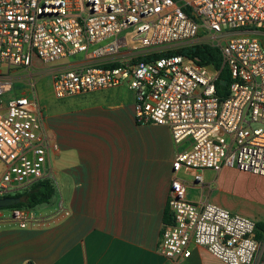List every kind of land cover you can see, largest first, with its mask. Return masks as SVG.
<instances>
[{"label": "built area", "instance_id": "2783aa9c", "mask_svg": "<svg viewBox=\"0 0 264 264\" xmlns=\"http://www.w3.org/2000/svg\"><path fill=\"white\" fill-rule=\"evenodd\" d=\"M131 27L133 45L123 34ZM246 28L264 30V0H0V198L49 177L48 162L58 150L36 94L10 95L12 71L30 75L37 62L82 54L95 63L54 73V97L123 84L134 92L137 122L166 125L175 145L186 142L172 162L171 221L159 253L187 258L193 243L224 264H264L255 221L208 200H188V183L178 176L179 170L225 167L264 176V46L237 33ZM194 44L218 49L221 68L230 72V82L220 85L224 96L216 89L220 69L196 56L139 61ZM191 184L202 186L201 174ZM2 218L21 227L45 221L17 207L0 211Z\"/></svg>", "mask_w": 264, "mask_h": 264}, {"label": "crops", "instance_id": "0c3cea01", "mask_svg": "<svg viewBox=\"0 0 264 264\" xmlns=\"http://www.w3.org/2000/svg\"><path fill=\"white\" fill-rule=\"evenodd\" d=\"M237 33L264 36L258 28ZM88 63L95 62L78 54L43 70L52 78ZM134 98L122 84L43 106V121L58 144L48 175L58 172L60 199L43 212L24 208L44 222L21 227L15 220L0 219V264H224L193 243L187 258L174 261L159 253L162 232L171 221L167 201L172 162L186 142L175 145L166 125L137 122ZM198 173L202 186L191 184ZM178 176L188 183V200H208L249 217L256 223L255 239L264 238V208L251 215L233 207V190L254 191L253 186L229 177L226 168L218 173L179 170Z\"/></svg>", "mask_w": 264, "mask_h": 264}, {"label": "rangeland", "instance_id": "374dc122", "mask_svg": "<svg viewBox=\"0 0 264 264\" xmlns=\"http://www.w3.org/2000/svg\"><path fill=\"white\" fill-rule=\"evenodd\" d=\"M256 29V28H255ZM135 31V28L131 27L123 32V34L127 35L128 40L130 34H132ZM259 40H264V36H258ZM130 45H133L134 42H131L129 40ZM44 66L40 64L39 62L35 64V68L33 70L34 74L28 75L25 70L23 69H15L11 73V77L14 81L13 89L10 92L11 94H28L31 92H34L39 99L42 108L47 103H57V102H64L66 101L65 98H56L54 97L51 89V75L45 74L44 72ZM30 82L34 83V86L31 85ZM123 90H126L125 87H121ZM127 92V91H126ZM85 94V93H84ZM9 95V94H8ZM80 95V94H79ZM76 96V95H74ZM72 97V96H70ZM56 163L58 164L57 160ZM226 173L229 177L238 180L243 183H248L249 186L254 187V191L251 189L246 190H233L232 192V200L234 201V209H236L237 212H248L249 214L252 213V211L256 208L263 209L264 206V196L260 197V189L264 190V176L252 174L249 172H242L236 168L232 167H225ZM50 180L52 181L54 185V194L52 198L49 200L48 203L40 204L36 207H33L32 211H45L50 210L54 208L57 205V202L60 199V189H61V180L59 179V174L57 172V175L52 177V175L49 176ZM27 188V187H26ZM25 188V189H26ZM24 189L18 191L16 194L21 193ZM15 194V195H16ZM11 206L8 207H2L0 208V211L4 214H8L11 211ZM254 215V214H251Z\"/></svg>", "mask_w": 264, "mask_h": 264}, {"label": "trees", "instance_id": "16d2710c", "mask_svg": "<svg viewBox=\"0 0 264 264\" xmlns=\"http://www.w3.org/2000/svg\"><path fill=\"white\" fill-rule=\"evenodd\" d=\"M185 54L192 57H198L199 62L203 65H210L212 68L219 70V78L230 82V72L226 66L222 65V60L218 49L208 44H194L178 49L168 50L166 52L153 53L139 58V61H151L160 56ZM106 66V65H105ZM217 93L222 97L226 94V87L220 86L216 82ZM54 185L49 177H44L33 182L21 193L16 196L21 198V201L11 207L31 209L37 205L48 203L54 194Z\"/></svg>", "mask_w": 264, "mask_h": 264}, {"label": "water", "instance_id": "95a60500", "mask_svg": "<svg viewBox=\"0 0 264 264\" xmlns=\"http://www.w3.org/2000/svg\"><path fill=\"white\" fill-rule=\"evenodd\" d=\"M219 85H225L226 80L225 79H219L218 80ZM21 201V198L18 196H5L3 198H0V208L2 207H8L13 206Z\"/></svg>", "mask_w": 264, "mask_h": 264}]
</instances>
